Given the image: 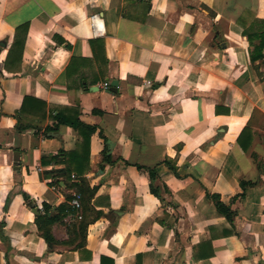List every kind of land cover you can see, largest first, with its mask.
<instances>
[{
  "label": "crops",
  "instance_id": "crops-1",
  "mask_svg": "<svg viewBox=\"0 0 264 264\" xmlns=\"http://www.w3.org/2000/svg\"><path fill=\"white\" fill-rule=\"evenodd\" d=\"M261 34L264 0H0V264H264Z\"/></svg>",
  "mask_w": 264,
  "mask_h": 264
},
{
  "label": "trees",
  "instance_id": "trees-1",
  "mask_svg": "<svg viewBox=\"0 0 264 264\" xmlns=\"http://www.w3.org/2000/svg\"><path fill=\"white\" fill-rule=\"evenodd\" d=\"M91 43L96 45H102V41L101 40H97V41H91ZM264 48V34H261V44H260V49ZM261 56V55H260ZM263 56V55H262ZM228 111H226L227 113ZM79 111H72L71 114H64L60 111H58V113L54 116V119L56 120L57 124H64V125H69L71 127H73L80 136H82L83 138V142L81 144V148L82 150H84L86 147L88 148V144H89V139L90 136L96 131L97 127L93 126V125H87L84 124L83 122L80 121L79 119ZM252 133L251 130H249L248 127H245L239 137H238V143L240 144V146L244 149L247 150L251 144L252 141ZM63 155L65 158L64 159L65 162L68 164V171L71 172V167H76V168H80L82 166V161L87 160V155L88 154H79V152L73 151V152H67ZM57 160V159H56ZM104 163H112L113 160L111 159V157L107 154H104V159H103ZM168 166L175 171V167L173 165H171L170 162L167 163ZM102 166V165H101ZM138 169H142L141 166H138ZM147 169V168H146ZM148 173H149V177L152 180H154L156 178V173H155V169H147ZM254 183L252 182H244L241 181V186L244 189L247 185H253ZM150 187V192L152 194H154L155 196L159 197V191L152 185V183L149 184ZM165 191L166 188L164 187ZM25 197V200H29V198L27 197L26 194L23 195ZM238 196V195H237ZM239 196H243L242 194H239ZM206 198L211 200L217 211L225 216V218L229 221V222H233L234 217H235V212L230 208V205H226L224 204L221 200H220V196L218 194H210V193H206ZM64 209L66 210L65 215L66 214H76V211L73 210L70 206L67 207V205H63ZM48 209V207H47ZM65 210H59V213ZM83 209L79 210V214L81 216L80 219H76L75 223L77 222V224L74 226L75 229L78 228L79 232H83L85 230V227L87 225L85 219H83V215H82ZM55 220L54 217H48L47 213H44L41 216L37 217V225L39 227V230L41 231V235L43 236V238L45 239V241L47 243H50V234H49V229H48V225L52 224V222ZM226 233H230V231H227ZM82 242L84 241V236L82 237ZM100 264H113V260L112 259H108L104 256H101L100 259Z\"/></svg>",
  "mask_w": 264,
  "mask_h": 264
},
{
  "label": "built area",
  "instance_id": "built-area-1",
  "mask_svg": "<svg viewBox=\"0 0 264 264\" xmlns=\"http://www.w3.org/2000/svg\"><path fill=\"white\" fill-rule=\"evenodd\" d=\"M98 17H99L98 14L93 15L91 17L92 23L94 24L95 27H96V24H97V21H98ZM102 86L105 89H109L110 84L108 82H104ZM72 177L74 178V175H72ZM70 205H71L72 209L76 211V214L75 215L72 214V216H74L75 218L80 219L81 218V216L79 214V210H80V195L78 193H73L72 194V198L70 200Z\"/></svg>",
  "mask_w": 264,
  "mask_h": 264
},
{
  "label": "water",
  "instance_id": "water-1",
  "mask_svg": "<svg viewBox=\"0 0 264 264\" xmlns=\"http://www.w3.org/2000/svg\"><path fill=\"white\" fill-rule=\"evenodd\" d=\"M0 46H5V42H3V41H0ZM117 87H118V81L117 80H112L111 82H110V88H109V90L111 91V92H116L117 91ZM34 212H36V210H34Z\"/></svg>",
  "mask_w": 264,
  "mask_h": 264
}]
</instances>
